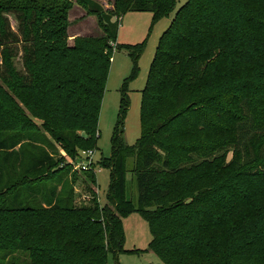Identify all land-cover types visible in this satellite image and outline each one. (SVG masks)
<instances>
[{
	"label": "trees",
	"instance_id": "1",
	"mask_svg": "<svg viewBox=\"0 0 264 264\" xmlns=\"http://www.w3.org/2000/svg\"><path fill=\"white\" fill-rule=\"evenodd\" d=\"M176 1L0 0V82L9 89L0 107V212L22 216L9 236L28 264H106L109 254L138 252L123 248L131 212L147 221L144 250L158 264H264V0L178 7L159 36L131 145L123 138L127 81L121 86L110 155L98 161L109 169L103 205L92 166L80 170L90 195L74 203L78 171L46 135L71 159L95 146L113 44L132 59V79L146 43H118L120 17L148 11L155 22ZM73 4L95 15L101 32L67 46ZM165 173L180 184L162 183Z\"/></svg>",
	"mask_w": 264,
	"mask_h": 264
},
{
	"label": "rangeland",
	"instance_id": "2",
	"mask_svg": "<svg viewBox=\"0 0 264 264\" xmlns=\"http://www.w3.org/2000/svg\"><path fill=\"white\" fill-rule=\"evenodd\" d=\"M104 8H110L112 6V0H95ZM186 0H177L173 10L164 17H161L155 22H152V14L148 11H129L124 13L118 21V31L116 41L121 44L134 45L146 39L145 47L141 55L137 59L138 71L134 78L127 79L129 77L133 62L128 56L125 50H116L113 44L112 57L109 64V70L105 83V90L100 105L98 116V131L95 134V146L84 150H92V171L96 177V186H92L97 200L100 205L105 202V195L109 185V169L101 167L98 161L110 155L111 151V136L114 126L117 121V116L120 108L121 86L126 82L125 93L128 95L129 106L124 117V133L123 138L129 145L134 144L140 136V100L141 90L145 85L150 63L155 53L157 42L161 33L167 28L174 13L178 7ZM254 6H257L254 4ZM10 22L14 25V17L9 16ZM67 39L66 45H73L74 39L78 36H94L100 34L97 18L95 15L86 14V11L73 4L68 10L67 14ZM1 62V57H0ZM20 60L16 58L15 64L19 69L21 68ZM1 83L0 88V107L6 104L7 95L9 89L6 84ZM22 106V104H21ZM23 107V106H22ZM38 133H41L43 129L39 127ZM47 137L54 143L58 153H60L65 162L70 163V168L75 169L78 156L81 155L82 150H78V155L71 159L63 151V149L51 138L48 134ZM220 151L219 153H221ZM132 158L127 159V171H126V183L127 194L130 197L135 198L136 189L133 181L130 166L132 165ZM76 175L77 181L74 183V203L76 205L84 204L90 195L81 180L84 178V173L77 169ZM185 175L186 172L182 171ZM181 173V172H180ZM178 173L177 175H180ZM170 174H166L160 178L162 183H167L171 189L179 185V180H173L169 177ZM68 177H70L68 175ZM70 179V178H68ZM9 201L8 199L6 200ZM22 216L18 213H8L6 211L0 212V264H28L27 251H20L13 249L12 245L14 241L10 240L9 235H14V231L20 225ZM10 220L13 224H8ZM15 223V224H14ZM124 229V249H138L139 251H123L117 256L109 254L106 264H158L161 263L159 256L152 252L146 251L148 244L151 240V233L147 221L142 217L139 212H131L122 218ZM14 250V252H8ZM248 262H251L249 258H246ZM259 264H262L259 262Z\"/></svg>",
	"mask_w": 264,
	"mask_h": 264
},
{
	"label": "built area",
	"instance_id": "3",
	"mask_svg": "<svg viewBox=\"0 0 264 264\" xmlns=\"http://www.w3.org/2000/svg\"><path fill=\"white\" fill-rule=\"evenodd\" d=\"M81 155L78 156L79 161L77 162V165L75 166V169L79 170H88L92 166V155L93 151L92 150H84L81 151Z\"/></svg>",
	"mask_w": 264,
	"mask_h": 264
}]
</instances>
